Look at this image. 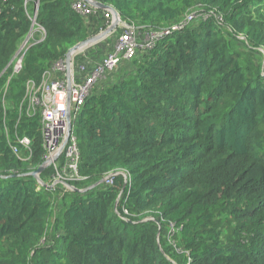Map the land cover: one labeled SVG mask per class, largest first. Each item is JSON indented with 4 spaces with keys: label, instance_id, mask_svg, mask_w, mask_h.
<instances>
[{
    "label": "trees",
    "instance_id": "obj_1",
    "mask_svg": "<svg viewBox=\"0 0 264 264\" xmlns=\"http://www.w3.org/2000/svg\"><path fill=\"white\" fill-rule=\"evenodd\" d=\"M76 1L0 0V264H264V0H97L162 36L79 109L73 191L27 176L45 156L27 89L107 27Z\"/></svg>",
    "mask_w": 264,
    "mask_h": 264
},
{
    "label": "built area",
    "instance_id": "obj_2",
    "mask_svg": "<svg viewBox=\"0 0 264 264\" xmlns=\"http://www.w3.org/2000/svg\"><path fill=\"white\" fill-rule=\"evenodd\" d=\"M74 10L85 17L97 11L81 0L75 2ZM103 13H105L106 19L113 21L111 13L106 11ZM178 28V26H174L172 30ZM119 29L121 30L120 34L117 35L111 51L99 63L93 65L89 70V75H86L87 66L75 60L81 53H75L72 56L69 89H67L64 61L56 63L52 72L46 73L39 85L33 82L28 83V102L39 109L37 113L39 114L40 133L45 150L44 162L48 161L46 168H51L53 171L51 188L56 185L67 188L65 185L85 180L78 174L79 150L74 136L76 115L85 99L96 84L103 81L106 74L114 72L121 62L133 60L139 49L152 47L154 41L162 36L161 34H151L141 37L133 25L124 24L122 21L115 31ZM38 31L41 34L44 33L40 27H38ZM22 54L13 65V73L19 72L21 68ZM16 142L20 149L29 150V139L20 138ZM18 147H12V152L15 155L18 154ZM112 176L109 175L106 178V184H111Z\"/></svg>",
    "mask_w": 264,
    "mask_h": 264
},
{
    "label": "water",
    "instance_id": "obj_3",
    "mask_svg": "<svg viewBox=\"0 0 264 264\" xmlns=\"http://www.w3.org/2000/svg\"><path fill=\"white\" fill-rule=\"evenodd\" d=\"M81 1L85 2L86 4H88L89 6H91L95 10L106 11V12L111 13L113 16V21L109 25V27H107L104 31L98 33L97 35H95V36H93V37H91V38H89V39H87L81 43H78L77 45H75L74 47H72L71 49L68 50V52L64 58V67H65V74H66L67 89L70 88V69H71L70 63H71L72 56L75 53H78L83 48L95 45L96 43H98V42L104 40L105 38H107L108 36H110L117 29L118 25L121 23L120 16L113 7H111L109 5H103L102 3L98 2L97 0H81ZM26 41H27V39H26ZM26 41L23 43V45L26 43ZM20 50L21 49H19L16 56L20 53ZM21 58H23V57H21ZM68 112H69V109H68ZM47 164H48V161H45L42 163V165H40L37 168L36 171L27 174V176H31V177L35 178L36 181L39 183V185H41L42 187H47V186H46V184H44L40 180L39 175L46 169ZM103 183H104V180H101L98 183L91 186L90 188H88L87 190L93 189L94 187H96L100 184H103ZM65 186L70 190L76 191L70 185H65Z\"/></svg>",
    "mask_w": 264,
    "mask_h": 264
},
{
    "label": "crops",
    "instance_id": "obj_4",
    "mask_svg": "<svg viewBox=\"0 0 264 264\" xmlns=\"http://www.w3.org/2000/svg\"><path fill=\"white\" fill-rule=\"evenodd\" d=\"M119 34H120V31H115L114 34H111L110 36H108V37L105 38L104 40H102V41L96 43L95 45H93V47L90 48L91 53H94V54H96V53H101V55H100L98 61H99L101 58H103L107 53H109V52L111 51L112 46H113V44H114V42H115V40H116V37H117V35H119ZM93 50H94V51H93ZM80 56L82 57V61H81V63L85 64V65L87 66V68H88V72L86 73V75H89V73H90L89 70L93 67L94 64H96V63H95V60H92V59L90 58V53L85 54L84 51L80 54ZM91 61H93L94 64H91ZM117 68H118V67H117ZM117 70H118V69H117ZM108 75H109V73H108ZM105 76H106V75H105ZM112 76H113V75H109V76H108V79L106 78L107 80L104 79V80H106V81H99L96 85H101V84H103V83H106V82L112 80Z\"/></svg>",
    "mask_w": 264,
    "mask_h": 264
},
{
    "label": "rangeland",
    "instance_id": "obj_5",
    "mask_svg": "<svg viewBox=\"0 0 264 264\" xmlns=\"http://www.w3.org/2000/svg\"><path fill=\"white\" fill-rule=\"evenodd\" d=\"M109 21V23L107 24V27H109V25L112 23V21L111 20H108ZM106 27V28H107ZM105 28V29H106ZM104 29V30H105ZM103 30V31H104ZM100 32H102V31H100ZM99 32V33H100ZM34 32H31L30 34H29V36H28V41L29 40H32L33 38H34ZM26 44H27V42L20 48L21 50H20V53L18 54V56L16 57V60L14 61V64H15V62L17 61V59L21 56V54H22V52L24 51V48H25V46H26ZM91 47H93V45L92 46H88V47H86V48H83L82 50H80L79 52H78V54L79 53H82L83 51H84V53L85 54H87V53H90V58L92 59V60H95V63H96V60L97 59H99V56L101 55V53H96V54H94V53H91V51H90V48ZM94 51V50H93ZM259 52H262V51H259ZM77 54V55H78ZM91 64H94L93 63V61H91ZM118 67V66H117ZM117 67H116V69L114 70V72H111V73H109V75H114V74H116V71H117ZM263 75H264V70H263ZM108 74H106V76L103 78V81H106L107 79H108V76H109ZM107 78V79H106ZM104 79H106V80H104Z\"/></svg>",
    "mask_w": 264,
    "mask_h": 264
}]
</instances>
